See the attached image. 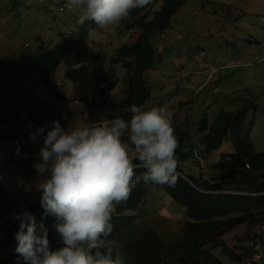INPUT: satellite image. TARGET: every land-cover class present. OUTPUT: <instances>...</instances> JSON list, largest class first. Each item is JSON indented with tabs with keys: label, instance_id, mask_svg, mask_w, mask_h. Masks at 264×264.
I'll list each match as a JSON object with an SVG mask.
<instances>
[{
	"label": "rangeland",
	"instance_id": "1",
	"mask_svg": "<svg viewBox=\"0 0 264 264\" xmlns=\"http://www.w3.org/2000/svg\"><path fill=\"white\" fill-rule=\"evenodd\" d=\"M223 1L233 4L236 9L228 7ZM161 4L162 0H153L145 10H150L148 19L161 8ZM237 10L242 12L240 16L235 15ZM79 15V10H68L66 0H0L2 96L6 97L9 92L14 91L17 87L12 86L14 82L19 85L26 79L29 60L38 59L43 53L62 47L68 41L69 35L74 31L76 34L79 32ZM262 17L264 0H186L173 14L169 27L150 36L156 48L157 59L153 68L146 72L148 84L151 86L150 98L140 107H167L173 113L172 123L177 139L181 137L182 131L189 130L190 140L187 139L184 146H181L189 151V158L181 160L176 154L178 164H181L186 173L212 178L215 174L214 166L221 161L222 155L236 150L231 134L228 133L219 147L206 151L201 141V119L207 116L208 125H211L221 110H235L250 101H254L255 105L245 115L242 136L254 150L264 152ZM130 19L129 14L119 25L107 28L97 26L80 44L81 55L74 50L64 57L62 55L58 68L50 76L52 86L43 83L39 85L37 91L41 100L36 103V107H40L43 101H51L60 112L57 120L66 129L82 126L79 115L69 117L72 104H77L86 118L88 117L86 126L110 119L113 114L111 105L124 98L125 89L128 88V84L124 82L125 69L120 63L113 65L111 62L115 49L123 43L134 42L141 33L138 27L127 29L126 23ZM77 62H86L87 66L78 71L71 70V66ZM112 68L123 80H115ZM14 75L18 76L12 78ZM11 78L13 81H10ZM6 81H10L7 85L9 92H6L4 85ZM115 81L116 84L119 83L109 88ZM102 83L108 86L100 88ZM57 93L67 95V99H56ZM76 99L80 103H76ZM43 124L51 126L48 121ZM85 124L84 119V126ZM41 125L30 123L29 135L21 139L22 141H11L14 152L0 161V213L9 210V205L2 200L18 197L19 206H25L29 201L40 202L41 193L36 189L39 179L36 168L33 165L32 175L25 176L18 161L24 158L21 153L25 151L23 148L28 150L27 155H32L35 162L41 160L39 150L43 144V135H38L35 142L29 139L30 134L36 132ZM124 138L123 141L130 145L127 134ZM12 180L15 189L7 193V184ZM13 204L15 206L16 202ZM115 213L116 211L113 214ZM124 213L137 214L139 217L136 224L110 238L121 245L130 244L148 228L155 229L172 242L179 238L185 223L191 221L186 208L164 188L155 185H151L148 197L142 205ZM260 221L256 224L246 223L238 230L227 232L225 241L238 252L250 253V240L255 236L264 238V224L260 225L264 223V218ZM7 222L4 221L3 225ZM54 223L55 221L48 225L52 249L63 246L53 227ZM6 229L7 225L0 226V240L6 236ZM16 245H10L2 251L0 259L16 258ZM214 254L224 264H250L246 259L232 261L223 253L221 247L214 248ZM259 261V264H264V247Z\"/></svg>",
	"mask_w": 264,
	"mask_h": 264
},
{
	"label": "trees",
	"instance_id": "2",
	"mask_svg": "<svg viewBox=\"0 0 264 264\" xmlns=\"http://www.w3.org/2000/svg\"><path fill=\"white\" fill-rule=\"evenodd\" d=\"M185 2L186 0H162L161 8L156 10L150 19V10L145 11L150 5L130 12L131 19L126 23L127 29L138 27L141 33L134 42L123 43L112 58L113 65L120 63L126 70L124 77L128 90L124 98L112 104L113 114L110 119H130V107L141 106L150 98L151 86L148 84L146 72L153 68L157 59L156 48L150 36L166 30L173 14ZM96 27L93 21H86L84 25H80L77 34L74 31L69 35L68 41L64 45L61 44L62 47H56L43 53L38 59L28 61L30 67L26 79L0 103V144L27 137L30 123L41 125L57 115V107L51 101H43L40 107H36V103L41 100L38 87L42 83L52 86L50 76L58 68L61 56H66L72 50L80 54V44ZM111 71L118 79L115 69L112 68ZM115 85L116 81L110 84L109 88ZM64 97L63 94H56L58 100H63ZM254 105V101H250L235 110L223 109L211 125H208L207 116L201 119V141L207 151L219 147L228 133L231 134L236 148L234 152L222 155L221 161L214 166L215 174L213 173L212 178L188 174L186 179L179 174L183 169L181 164H178L174 186L145 184L141 181L132 190L129 200L116 206L112 219L113 231L106 239L137 223L139 215L125 214L124 211L142 205L148 197L151 185L164 188L186 208L187 215L191 218V221L185 223L179 238L172 242L162 237L155 229L148 228L130 244L122 245L130 257L128 264H224L214 254V248L218 247L235 262L248 256L249 253H241L232 248L224 236L240 225L256 224L264 218V152L254 150L242 136L245 115ZM188 131H182L178 139L176 154L181 160L189 156V151L181 147L187 139L190 140ZM122 139L125 140L124 137ZM34 163L32 155L18 161L24 175L28 177L33 173ZM143 172L144 169H136L137 176ZM10 211L1 214L0 220ZM22 213L32 214L37 224L43 221L46 227L55 221L54 216L44 212L40 202L27 206L4 224L7 225V234L0 240V253L17 243L14 234L19 231L21 219L18 217ZM0 264H16V258L0 259Z\"/></svg>",
	"mask_w": 264,
	"mask_h": 264
},
{
	"label": "clouds",
	"instance_id": "3",
	"mask_svg": "<svg viewBox=\"0 0 264 264\" xmlns=\"http://www.w3.org/2000/svg\"><path fill=\"white\" fill-rule=\"evenodd\" d=\"M153 0H66L69 11L79 10L78 23L93 21L100 28L119 25L134 9ZM77 62L71 70L86 67ZM128 120L104 119L93 126L65 128L59 120L30 134L33 142L43 135L35 162L40 205L55 217L53 225L63 243L52 249L49 229L22 213L15 234L16 264H128L129 255L115 239L116 206L126 203L143 181L172 187L177 181L179 141L165 106L130 107ZM127 134L129 143L123 141ZM19 155V147H17ZM136 169H144L136 175Z\"/></svg>",
	"mask_w": 264,
	"mask_h": 264
},
{
	"label": "crops",
	"instance_id": "4",
	"mask_svg": "<svg viewBox=\"0 0 264 264\" xmlns=\"http://www.w3.org/2000/svg\"><path fill=\"white\" fill-rule=\"evenodd\" d=\"M223 2H225L226 3V5L228 6V7H231V8H235L234 6H233V4H231V3H228L227 1H223ZM233 3V2H232ZM236 9V8H235ZM237 13H240V14H237ZM242 14V12H240V10H237L236 11V14L235 15H237V16H240ZM262 18H264V17H262ZM262 18H261V20H262ZM262 22H264V21H262ZM90 33V32H89ZM90 35V34H89ZM89 35H88V37H89ZM87 37V38H88ZM251 39V38H250ZM250 42H252L251 40H250ZM42 45V44H41ZM40 45V46H41ZM122 45V44H121ZM39 46V45H38ZM44 46V45H43ZM43 46H41V47H43ZM36 47V46H35ZM120 47V46H119ZM118 47V48H119ZM118 48H116L115 49V51L118 49ZM35 48H33V50H34ZM263 49H264V45H263ZM79 55H81V54H79ZM115 55V54H114ZM114 57V56H113ZM125 73H126V70H125ZM125 73H124V75H125ZM16 76H18V75H14V76H12V78H15ZM10 79V81H13V79ZM119 82L121 81V80H123L122 79V76H119ZM115 80H116V78H115ZM10 81L8 82V81H6L5 82V87H6V92H9V89H8V87H7V85L8 84H10ZM118 82V83H119ZM125 82V81H124ZM117 83V84H118ZM126 83V82H125ZM116 84V85H117ZM18 86V83L17 82H14L13 84H12V86L14 87V86ZM17 88V87H16ZM16 88L14 89V91L16 90ZM127 90H128V88H127ZM126 89H125V91H127ZM13 92V91H12ZM12 92H9L8 93V95L10 94V93H12ZM126 95V94H125ZM63 96H65V99H67V95H65V94H63ZM7 97V96H6ZM5 97L4 96H2L1 94H0V103H1V101L4 99ZM64 99V100H65ZM77 100V102L76 103H80L79 101H78V99H76ZM115 103V102H114ZM111 107H112V105H111ZM58 110V113H57V115L55 116V117H53L52 119H50V120H48V123H50V121H53L54 119L55 120H57V119H59L58 117V115H59V109H57ZM77 115H79L81 118H82V126L81 127H85L86 125H87V123H88V117L86 118V116H85V114H84V112H82L81 111V108L77 105V104H72L71 105V107H70V111H69V117H74V116H77ZM84 119L86 120V124H85V126H84ZM46 124H42L41 126H45ZM22 141V140H21ZM204 148H205V146H204ZM23 150H25V151H28V150H26L25 148H23ZM206 150V149H205ZM207 151V150H206ZM16 152V151H15ZM22 153V152H21ZM28 155H30V154H28ZM27 155V156H28ZM23 156V155H22ZM27 156H23L24 158L25 157H27ZM15 159H16V157H14ZM189 158V156L187 157V159ZM17 160V159H16ZM183 169V168H182ZM183 172H185L184 170H183ZM183 172H179V174H181L184 178H186L184 175L185 174H189V173H186L185 172V174L183 173ZM189 175H192V174H189ZM197 175V174H196ZM187 179V178H186ZM13 181V180H12ZM12 181H9V182H12ZM8 182V183H9ZM14 182V181H13ZM15 189V188H14ZM14 189L11 191V192H13L14 191ZM7 192V191H6ZM7 193H9V192H7ZM40 198V197H39ZM2 202H4V203H7L8 205H9V210L8 211H10V209L11 208H17L18 206H19V204H20V201H19V198L18 197H16V198H13L12 200H8V201H4V200H2ZM16 202V204H15V206H14V204L13 203H15ZM34 202H39L38 200H36V201H32V202H30L29 201V203H27V204H31V203H34ZM13 204V205H12ZM8 211H6V212H8ZM6 212H1L0 213V215L1 214H3V213H6ZM243 225H245V224H243ZM241 226L242 225H240V226H238V227H236V228H234V229H236V230H238V228H241ZM4 232V231H3ZM6 232V231H5ZM7 234V233H6ZM252 240V239H251ZM251 240H250V247H251ZM227 241V240H226ZM228 243V242H227ZM15 244H17V243H15ZM12 245H14V244H12ZM249 256H250V253L248 254V256L245 258L246 260H248V258H249ZM249 263V262H248ZM256 263H260V262H254V264H256ZM250 264H252V263H250Z\"/></svg>",
	"mask_w": 264,
	"mask_h": 264
},
{
	"label": "built area",
	"instance_id": "5",
	"mask_svg": "<svg viewBox=\"0 0 264 264\" xmlns=\"http://www.w3.org/2000/svg\"><path fill=\"white\" fill-rule=\"evenodd\" d=\"M262 21H264V18H262ZM108 86V84L106 83H102L100 85V88H106ZM1 150H0V161L2 159H6L9 157V155L11 154V152H14V145L12 144L11 141H4L1 143ZM22 155L23 156H27V152L26 151H22ZM15 188V183L9 182L7 184V188L6 191L7 192H11L13 189ZM36 203V202H35ZM31 205V204H30ZM27 206H29L28 204H25V206H19L17 208H13L12 211H10V213L4 217L3 219L0 220V226L3 225L4 221H8L9 219H11L13 216L17 215L18 212L22 211L23 209H25ZM261 239H259L257 236L253 237L251 240V252H250V256L248 258V262L252 263V262H258L261 257H262V249L264 247V238L260 236Z\"/></svg>",
	"mask_w": 264,
	"mask_h": 264
},
{
	"label": "water",
	"instance_id": "6",
	"mask_svg": "<svg viewBox=\"0 0 264 264\" xmlns=\"http://www.w3.org/2000/svg\"><path fill=\"white\" fill-rule=\"evenodd\" d=\"M185 176V175H184ZM187 179H188V177L187 176H185ZM28 205H30V204H28Z\"/></svg>",
	"mask_w": 264,
	"mask_h": 264
}]
</instances>
